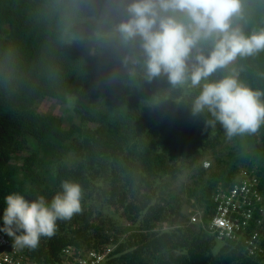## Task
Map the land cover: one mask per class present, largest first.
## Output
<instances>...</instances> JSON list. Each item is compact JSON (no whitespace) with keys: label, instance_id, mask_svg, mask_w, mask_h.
Here are the masks:
<instances>
[{"label":"trees","instance_id":"trees-1","mask_svg":"<svg viewBox=\"0 0 264 264\" xmlns=\"http://www.w3.org/2000/svg\"><path fill=\"white\" fill-rule=\"evenodd\" d=\"M127 2L0 0V226L6 195L50 200L69 181L81 188V211L36 249H19L31 264H58L68 247L76 255L108 246L102 264H264V229L262 252L248 256L241 242H216L186 213L197 208L206 223L213 192L243 169L255 172L264 199V124L229 137L209 113L192 114L198 87L172 86L166 75L148 81L140 65L125 64L132 49L114 25L126 19ZM241 24L246 33L264 28V0H245ZM234 66L241 82L264 92V51ZM68 94L78 123L64 128L61 117L37 112L45 98L62 103ZM217 145L224 151L213 150L203 168L204 151ZM107 210L136 231L121 238Z\"/></svg>","mask_w":264,"mask_h":264},{"label":"clouds","instance_id":"clouds-1","mask_svg":"<svg viewBox=\"0 0 264 264\" xmlns=\"http://www.w3.org/2000/svg\"><path fill=\"white\" fill-rule=\"evenodd\" d=\"M126 19L114 25L132 51L124 63L140 65L146 80L166 75L172 86L199 88L192 114L209 113L229 137L255 133L264 124V92L239 79L238 58L264 51V28L246 33L245 0H129ZM138 48V51H137ZM219 69L228 74L209 80ZM81 188L65 181L49 200L12 192L4 197L0 232L18 249H36L56 234L58 221L81 211Z\"/></svg>","mask_w":264,"mask_h":264},{"label":"built area","instance_id":"built-area-1","mask_svg":"<svg viewBox=\"0 0 264 264\" xmlns=\"http://www.w3.org/2000/svg\"><path fill=\"white\" fill-rule=\"evenodd\" d=\"M208 163H205V167ZM213 209L206 223L201 212L190 217V222L200 224L216 242H241L248 256L262 252L260 239L264 229V199L253 170L243 169L237 180L229 187H218L211 195ZM112 249L78 252L71 248L62 251L58 264H102ZM0 264H31L13 247L11 240L0 232Z\"/></svg>","mask_w":264,"mask_h":264},{"label":"rangeland","instance_id":"rangeland-1","mask_svg":"<svg viewBox=\"0 0 264 264\" xmlns=\"http://www.w3.org/2000/svg\"><path fill=\"white\" fill-rule=\"evenodd\" d=\"M74 101H75V96L72 94L66 95V98L64 102L62 103L58 102L55 99L45 98L44 100H42L40 103L37 104L36 110L38 113H41V114H54V115L61 117L63 120V127L67 128L72 123H78V118L75 115L74 110H73ZM225 143L228 144L229 141ZM225 143L223 142V144ZM213 150H217V152H223L224 145L222 146L217 145L216 147H214V149L208 148L204 151L205 155L203 159L199 161V163H201L202 167L205 169H208L210 167V162H211L210 158L212 157L211 152ZM205 163H208L207 167H205ZM188 183H189V180L187 179V176L180 177V179L174 184V188L176 190L182 189V187L186 186ZM197 211L199 210L194 207L186 209L187 214L190 212L195 213ZM102 215L106 216L105 220H110V222H112L111 226L113 227V230L116 231L118 233L117 235H120L121 238L125 237L128 234L133 233L137 229L135 225H130L126 223L122 218H119L118 213L113 210L104 211ZM112 227H109V230H112ZM160 227L162 231L168 230V227L166 225H162ZM108 248L112 249L113 247L108 246Z\"/></svg>","mask_w":264,"mask_h":264}]
</instances>
